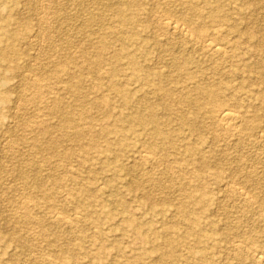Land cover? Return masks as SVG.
<instances>
[{
	"label": "rangeland",
	"instance_id": "1",
	"mask_svg": "<svg viewBox=\"0 0 264 264\" xmlns=\"http://www.w3.org/2000/svg\"><path fill=\"white\" fill-rule=\"evenodd\" d=\"M222 109L240 117L231 133ZM255 253L264 0H0V264H258Z\"/></svg>",
	"mask_w": 264,
	"mask_h": 264
},
{
	"label": "bare ground",
	"instance_id": "2",
	"mask_svg": "<svg viewBox=\"0 0 264 264\" xmlns=\"http://www.w3.org/2000/svg\"><path fill=\"white\" fill-rule=\"evenodd\" d=\"M163 3H171V2H174L175 0H162ZM161 25V28L166 30L167 32L169 33H172V34H182L184 36H186L187 40L189 41H195V39L193 38V36H191L189 34V30L188 32L186 31V29H184V27H182L179 22L175 21V20H171V19H164L163 21H161L160 23ZM40 29V28H39ZM223 32L222 28L221 27H216L214 28V33L215 34H221ZM222 35V34H221ZM204 40V39H203ZM200 47H203L204 50L207 52V53H210V54H213V55H216L218 56L219 58H223L226 56V51L224 50V48L212 41L211 39L209 38H206L204 40V43H203V46H200ZM220 61V60H219ZM224 63V62H223ZM226 72V71H225ZM223 73V72H222ZM41 85V84H40ZM42 92V91H41ZM39 95V94H38ZM217 120H218V123H219V130L221 131H226V132H233L234 130L237 129L238 127V124L240 122V117L238 115H236L234 112L230 111V110H227V109H222L218 112L217 114ZM69 122V121H68ZM67 122V123H68ZM66 123V121H65ZM64 123V124H65ZM71 123H68L67 125H70ZM217 135V134H215ZM142 157V156H141ZM143 158V157H142ZM146 159V158H145ZM150 159V158H148ZM230 186V185H229ZM232 188V186H231ZM230 190L238 195L239 198L242 199V201L246 202V203H249V201L247 200L248 198L245 196V192H242L241 190L240 191H237L236 189L232 188ZM232 193V194H233ZM235 195V196H236ZM229 200V199H228ZM30 203V202H29ZM70 204V203H69ZM58 215V214H57ZM47 218V217H46ZM59 218V217H58ZM61 218V217H60ZM55 221V220H54ZM68 222V221H67ZM54 238V237H53ZM65 251V250H64ZM68 252H70L68 250ZM260 252V251H259ZM262 255V254H261ZM260 254H257L255 253L254 254V260L258 263V264H264V257L263 255L261 256Z\"/></svg>",
	"mask_w": 264,
	"mask_h": 264
}]
</instances>
